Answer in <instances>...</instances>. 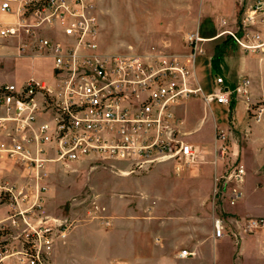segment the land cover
I'll use <instances>...</instances> for the list:
<instances>
[{"label": "built area", "instance_id": "2783aa9c", "mask_svg": "<svg viewBox=\"0 0 264 264\" xmlns=\"http://www.w3.org/2000/svg\"><path fill=\"white\" fill-rule=\"evenodd\" d=\"M243 2L234 30L213 38L199 30L188 33L185 55H123L100 51L99 0H0V47L24 33L17 56L31 52L53 62L49 81L0 83V201H6L0 207L7 211L0 218V264H52L57 241L73 226L43 216L44 182L52 163L120 162L129 166L126 174L149 172L168 161L181 169L211 164V202L219 209L213 237L240 236L230 226L234 223L246 235L264 226L262 218L231 221L225 215L223 206L241 199L246 176L237 162L219 169L229 153L228 130L215 125L216 143L208 151L186 140L177 115L184 100L194 97L229 112L236 102L249 108L248 77L231 87L216 75L206 93L195 75L197 59L206 55L204 44L221 37L264 59V0ZM14 172L21 182L8 180ZM93 208L99 211L97 204ZM190 255L179 253L180 258Z\"/></svg>", "mask_w": 264, "mask_h": 264}, {"label": "crops", "instance_id": "0c3cea01", "mask_svg": "<svg viewBox=\"0 0 264 264\" xmlns=\"http://www.w3.org/2000/svg\"><path fill=\"white\" fill-rule=\"evenodd\" d=\"M243 1L220 0V3H217L215 0H209V5L211 6L209 9L206 7L208 5L201 6L200 2L198 7L193 6L188 10L190 26L182 31L181 35L191 28H193L191 32L199 30L204 38H213L221 30H234L243 10ZM188 3L193 4L192 1ZM195 3L196 1H194ZM216 3L217 7H215ZM98 6L100 22L98 43L100 48L103 28L102 0H99ZM209 27L213 34L211 37H206L203 31ZM152 33L164 34V37H171L174 42L173 35L166 33V31L164 33V29ZM169 39H166V41H169ZM166 41L163 44L164 48H169L170 44ZM224 42L226 43L217 47V54L206 52L208 70L211 74L215 72L212 82L215 76L219 75L225 78L228 86L233 87L240 78L248 77L251 80L250 102L264 101V94L260 93L258 89L261 82L259 80L264 75V59L258 55L245 53L240 48H232L231 45L229 46V42H233L230 38L225 37ZM142 44L143 48L146 47L143 41L141 44H137L136 47L130 44L127 48L139 50ZM5 46L7 45L1 48L6 49ZM3 49H0V53H3ZM229 49L234 50L230 53ZM15 50L17 55V49ZM100 51L102 53H111L102 51L101 48ZM234 58L240 60L241 67L237 77L232 79L221 72L225 71L222 65L223 61H235ZM52 70L53 66L50 67L51 76ZM203 71L205 72V70ZM35 75L31 78L49 81L46 78H37ZM197 77L201 84L207 79L205 73L200 77L197 72ZM24 82L23 80L14 82L0 81V83H15L17 85H21ZM244 103H234L231 112L224 106L218 105L221 108L222 116L220 120L213 116L214 130L216 124L222 125L228 130L229 136H231L234 129L243 128L244 124L246 129L251 131V139L255 141L252 123L260 124L262 118L252 122L247 117H243L247 113V110H245L247 106ZM203 121H199L197 128L193 132L187 133L192 135L191 143L207 150L206 148H209L213 143L215 131L207 139L200 141L194 138V135L200 130ZM183 122L185 121L183 120ZM187 133L186 135H188ZM119 170L120 172L113 176L115 184L112 187L114 189L112 200L106 205L97 201L100 207L104 208V211L95 212L94 208L91 210L87 209L83 213L71 216V220L67 217H58L56 215V217L53 215L51 218L58 221H72L74 222L73 224H103L99 218L94 217H106V221L108 220L112 226L114 235L112 240L103 242L102 239L98 240L100 246L99 256H107L109 254L105 264H264V226L246 235L242 234L240 228L234 223L230 226L236 234L240 233V236H226L222 239L213 237V217L218 214L219 210H216L217 208H214L211 202L215 174V168L211 164H198L181 169L176 162L168 161L158 164L144 175L136 176L126 174L129 170ZM133 176L134 185L118 183L122 179H129ZM262 183L263 187H260V184L257 183L255 189L263 190L264 180H262ZM246 184L245 178L242 185L241 199L229 208L230 211L228 212L234 215L230 217V220L264 219V209L250 202ZM223 209L225 210L224 207ZM91 213L94 214V217H91L93 216L90 215ZM75 235V233L69 232L65 244L55 246L52 264L55 263L59 253L72 240V242H84L81 239H74ZM110 241L113 242L112 247L116 246L118 249L109 247ZM182 250H187L192 255L180 258L179 253Z\"/></svg>", "mask_w": 264, "mask_h": 264}, {"label": "rangeland", "instance_id": "374dc122", "mask_svg": "<svg viewBox=\"0 0 264 264\" xmlns=\"http://www.w3.org/2000/svg\"><path fill=\"white\" fill-rule=\"evenodd\" d=\"M189 1L196 3L190 4ZM214 1V0H211ZM220 3V0H215ZM206 6L208 9L209 0H102L103 8V28L101 32L102 44L100 46L102 51L111 53L105 54H130L137 52L138 54H145L149 52H157L167 55H185L188 53V48L185 42V37L188 33L193 31V28L188 29L190 22L188 19V10L193 6ZM217 3L215 7H217ZM164 29V33H171V37H164V34L152 33L159 32ZM211 28H205L204 36L211 37ZM151 32V33H150ZM21 35V36H20ZM19 37H14L6 41V49L0 53V81H26L33 77L46 78L51 80L50 67L53 62L48 59H31L35 58L33 54L25 53L23 57H17L16 50L21 40L27 39L24 33ZM224 38L206 42L204 48L207 53H216L217 47L223 45ZM169 39V48H164V42ZM145 42L146 47H139V50L127 48V46L141 44ZM166 41V42H167ZM229 41V40H228ZM173 42V43H172ZM234 49H239V46L234 42H229V46ZM234 49H229L232 53ZM1 51V50H0ZM233 60H225L222 65L225 71L221 72L227 77H237L240 72V60L234 58ZM208 57L202 56L197 59V72L200 77L205 73L207 79L203 81L202 87L206 93L213 90V75L208 70ZM205 70V72L203 71ZM42 76V77H40ZM233 76V77H231ZM199 81V80H198ZM259 90L264 94V75L260 78ZM200 82V81H199ZM251 94V91H250ZM247 106V103H244ZM249 108H245L247 113L243 117H247L250 121H256L262 118L260 124L252 123L254 130L255 141L251 139V131H248L243 124V128L234 129L232 131V138L229 139V153L225 163H220V170L229 169L234 162L241 164L246 170V186L248 189L250 202L256 206L264 209V189H255L256 184L259 183L263 187L262 180L264 176V101L251 103L248 100ZM241 109V107H239ZM223 111V110H222ZM244 114V113H243ZM247 114V115H246ZM177 115L183 119V131L193 132L197 128L199 121H203L200 130L194 135L197 140L207 139L214 134L213 116L221 119V108L217 104L211 107L207 106L201 97H194L181 104L177 109ZM188 134V133H187ZM186 140L191 141L192 135H186ZM215 136L212 145L206 148L211 151L215 146ZM208 165V164H206ZM129 170L127 164L120 162H100L96 160H84L68 165L60 163H52L47 168V176L45 179V195L43 216L52 218L64 217L71 220V216L78 213H83L87 209H92L94 204L99 206L100 212L104 211L99 203L106 205L113 197V186L115 184L114 177L120 170ZM148 172L133 173L136 175H144ZM260 175V176H259ZM134 176L129 179H122L119 184L134 185ZM8 180L11 182H21L16 173H9ZM99 203H98V202ZM6 203L5 200L0 201V206ZM4 206V205H3ZM225 208V215L229 219L232 215L228 211L230 204L223 206ZM228 207V209H227ZM216 210H219L218 208ZM7 215L6 207H0V218ZM56 215V216H55ZM91 217H94V214ZM104 216H98L103 221ZM106 218V217H104ZM232 221V220H231ZM69 232L75 233L76 240L64 248L58 255L53 264H105L108 260L107 256H99L100 246L99 239L102 242L105 240H112L114 232L111 224H73ZM15 235V234H14ZM98 238V239H97ZM68 237L64 240H59L56 246L65 244ZM104 245V244H103ZM113 242H109V247H112ZM118 249L116 246L112 247Z\"/></svg>", "mask_w": 264, "mask_h": 264}]
</instances>
